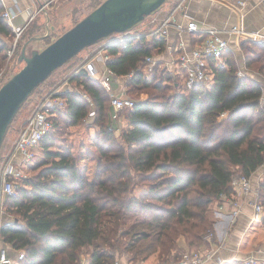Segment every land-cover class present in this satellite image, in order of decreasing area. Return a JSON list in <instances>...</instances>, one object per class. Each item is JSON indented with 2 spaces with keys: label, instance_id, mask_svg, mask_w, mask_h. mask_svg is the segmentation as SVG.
Segmentation results:
<instances>
[{
  "label": "trees",
  "instance_id": "1",
  "mask_svg": "<svg viewBox=\"0 0 264 264\" xmlns=\"http://www.w3.org/2000/svg\"><path fill=\"white\" fill-rule=\"evenodd\" d=\"M3 11L0 1V66L13 34ZM55 38L42 37L47 44ZM240 47L247 50L245 67L264 78V44L244 39ZM164 49L163 38L147 37L107 47V66L128 88H150L147 97L117 113L127 120L119 135L99 81L85 71L70 77L62 93L66 105L54 111L52 128L40 141L43 163L4 200L13 214L2 222L0 237L23 251L18 264H82L83 255V264H113L117 252L137 264H174L185 247L207 244L209 205L232 190L235 173L250 176L263 164V82L239 76L231 50L210 85L176 87L161 70L146 79L144 58ZM130 72L134 76L126 79ZM258 199L264 208V179ZM250 230L260 241L264 217Z\"/></svg>",
  "mask_w": 264,
  "mask_h": 264
},
{
  "label": "built area",
  "instance_id": "2",
  "mask_svg": "<svg viewBox=\"0 0 264 264\" xmlns=\"http://www.w3.org/2000/svg\"><path fill=\"white\" fill-rule=\"evenodd\" d=\"M264 1V0H259ZM247 0H234V6L237 9L243 8ZM241 12V11H240ZM181 14L185 23L177 20V15ZM16 12L5 9L2 12V18L12 28V20ZM155 19H152L154 21ZM175 31V38L172 43L168 42L171 30ZM23 27L14 29L13 43L6 52L10 57L14 47L22 34ZM213 27H200L191 15L184 8V0H180L168 14L162 17L150 30L128 33H116L99 40L94 51L89 52L84 59L63 80L49 91L44 93L33 108L31 115L21 125L17 135L11 145L9 152L1 163L0 167V205L4 206L6 196L13 194L21 184V180L28 177L26 170L32 169L31 161L36 157L40 148V141L45 133L52 128L53 115L56 109H63L66 105V98L62 94L66 87L70 85V77L79 71L85 73L99 81L100 85L109 94L110 106L113 116L125 108H131L134 100L126 94L125 89L116 90L115 81L122 78L117 77L107 66L111 56L107 52V47L112 43L122 45L128 40L147 37L150 39L163 38L165 41L166 57L164 50L162 57L147 55L143 60L141 68L144 77L151 79L154 71L159 70L171 74L181 87L188 90L194 85H210L213 80L214 68L224 64L226 52L232 49L231 41L248 39L257 43L264 44V32L259 30H247L241 21L225 30ZM104 40V41H103ZM102 41V42H101ZM101 42V43H100ZM238 75L243 76L244 72L238 70ZM134 72H130L125 78H131ZM176 84V85H178ZM125 87V86H124ZM74 91L80 93L75 86ZM264 96V85L262 86ZM87 97L85 93H80ZM94 115V111L89 112V117ZM264 169V162L260 166ZM251 176V175H250ZM250 176L244 174H235L231 179L232 190L229 193L221 192L217 199L212 203L215 205V212L227 211L231 216L236 217L241 211V198L254 193L257 199L253 201L254 217L260 219L264 208L258 199V187L254 186ZM262 218V217H261ZM214 232H208L204 237L207 244L201 245L197 250H187L181 258L174 264H207L213 259L216 251L209 245H213ZM209 242V244H208ZM210 247V248H209ZM10 260L7 250L0 246V264L7 263ZM216 264L222 260L216 259ZM113 264H123L116 259ZM240 264H264V252L259 256L249 254L240 260Z\"/></svg>",
  "mask_w": 264,
  "mask_h": 264
},
{
  "label": "crops",
  "instance_id": "3",
  "mask_svg": "<svg viewBox=\"0 0 264 264\" xmlns=\"http://www.w3.org/2000/svg\"><path fill=\"white\" fill-rule=\"evenodd\" d=\"M0 1L3 4L4 10L8 9L16 12V16L12 20L13 27L11 28L13 32L12 36H14V29L17 27H23V33L30 29H41V27H43V20L44 25H48L49 21L52 19V10L56 7L55 4L58 0ZM234 4V0H186L184 8L189 15L193 17L198 26L213 27L223 30L224 35L226 34L225 30L229 29L238 21H241L247 30H259L264 32V1L247 0L245 6L240 9H237ZM169 11L170 9L165 11L163 17L168 14ZM156 14H160L159 11ZM152 16L153 19L156 20L157 15ZM176 17L178 21L185 23L180 13ZM44 34L47 35L48 31ZM37 37L39 36L30 35L27 40ZM174 38L175 31L172 29L169 34L168 42L172 43ZM231 43V47L240 44V42L236 40H232ZM163 53V58H165L166 49ZM162 55L163 54H160L157 57L161 58ZM240 70L244 72L242 68H240ZM121 81L122 79L120 81L117 79L114 83L116 86L114 88L118 91L122 90V85L119 84ZM263 172L264 169L259 167L251 174L250 177L254 186L258 187L257 183H255L256 177L260 178L264 175ZM256 199L257 196L254 193L247 197H242L240 200L241 211L236 217L231 216L227 211L215 212V205L213 203L209 205L214 232L213 245L209 246L211 248L217 246V249L213 259L207 264H216V259L222 260L220 264H240V260L243 257L249 254L260 256L264 252V236L260 241L253 240V234L250 230L257 220L254 217L252 206L253 201ZM261 217H264V211L261 213Z\"/></svg>",
  "mask_w": 264,
  "mask_h": 264
},
{
  "label": "rangeland",
  "instance_id": "4",
  "mask_svg": "<svg viewBox=\"0 0 264 264\" xmlns=\"http://www.w3.org/2000/svg\"><path fill=\"white\" fill-rule=\"evenodd\" d=\"M101 0H58L55 4V8L52 10V19L49 21L48 25H44V20H43V27L41 29H30L26 32H23L20 35L19 40L17 41L13 53L9 57L7 55V48L12 45L13 43V36L9 38V40L6 41L7 45L4 49L5 54V61L2 66H0V86L8 80V78L18 71L23 65H24V60L21 58L22 55V50L25 48V55L29 56L33 51L35 50H40L44 48L47 45V41L43 39H35L33 40H27L30 35H38L39 37H42L45 35L44 33L48 31L51 37H57L60 34H62L64 31L69 29L72 24L76 20L82 19L86 14H88L92 9L93 6L98 3ZM103 1V0H102ZM180 0H166L155 12L145 16V18L135 24L133 27L128 29L127 31L122 32L123 33H128L130 31H137V32H142V31H147L152 28L156 23L159 22V20L163 17L165 11H170L173 9V7L179 2ZM186 0H184L185 3ZM159 11L160 14H156ZM152 15H157L156 20L152 21L153 16ZM116 34V33H114ZM27 40V41H26ZM104 41V40H103ZM102 42V41H101ZM100 42V43H101ZM49 44V43H48ZM99 44V41L93 45H90L83 50L79 52V55L77 57H74V59L66 64H63L59 69L57 68L56 71L48 78L42 85L39 87L38 92L35 94L31 95L22 105L20 110L16 113L14 120L10 123V126L7 128L4 138L2 140L1 146H0V167L2 161L5 159L7 153L9 152L11 145L17 135V132L19 131L21 125L25 122V120L31 115L34 106L36 103L39 101V99L42 97L44 93L49 91L51 88L56 86L58 83H60L65 76H67L72 69H74L83 59L84 57L91 51H94ZM247 46H253L248 43H245L244 47ZM232 51V57L238 67V69L242 68L244 70V74H247V76H253L256 79L260 80L263 82L264 85V78L263 75L261 74H256L255 70L253 69V66L250 67H245L244 66V57L245 53H247L246 48H241L240 44L235 45L231 49ZM0 53V57H1ZM264 55V52L263 54ZM159 56V55H158ZM1 60V59H0ZM243 62V63H242ZM1 65V64H0ZM119 80V79H118ZM179 80V84L176 87H181V80ZM120 81V80H119ZM120 85H122L121 89H125L127 87L126 81H121L119 82ZM126 87L124 88V86ZM262 85V86H263ZM174 87V86H173ZM79 91L83 92L81 90V87H78ZM150 88L146 89H137L133 87H127L126 94L131 97L133 100H138V99H143L147 97L148 92ZM114 115V113H112ZM124 116V114H122ZM110 117V116H109ZM110 121L117 127L116 134L119 135L120 129L127 127V120L126 118L122 116H112ZM94 129L91 128L89 130L90 133H93ZM52 149V148H51ZM55 149V148H54ZM44 156L41 148L38 149L36 157L31 161V166L33 169L26 170V175L30 176L31 174L36 171V167H38L41 163L44 161ZM237 174V173H235ZM264 174V172H263ZM256 182L257 186L260 180L264 179V175H262L260 178L256 177ZM139 187H142L143 185H140ZM140 190L137 188L134 190L133 193L137 194L139 193ZM0 198H2L0 196ZM5 200V199H4ZM6 206H1L0 205V226L3 221H6L7 219L10 218V214L12 215L13 213H9L6 210ZM9 217V218H8ZM5 247L7 250L8 256L10 257V260L7 263L4 264H18V259H20L23 255V251L21 250H14L9 244H4L1 237H0V246ZM189 250V248L185 247L183 249V252L181 253V256L183 255L184 252ZM128 253L127 252H122V253H116L115 255V260L119 259L122 261L124 264H137V261L134 262L132 260H128ZM85 257L86 255L82 256V262H85ZM82 263V264H83Z\"/></svg>",
  "mask_w": 264,
  "mask_h": 264
},
{
  "label": "water",
  "instance_id": "5",
  "mask_svg": "<svg viewBox=\"0 0 264 264\" xmlns=\"http://www.w3.org/2000/svg\"><path fill=\"white\" fill-rule=\"evenodd\" d=\"M165 1L103 0L44 48L29 56L25 55L23 48L21 58L24 65L0 86V146L21 105L53 71L84 48L114 33L127 31Z\"/></svg>",
  "mask_w": 264,
  "mask_h": 264
}]
</instances>
